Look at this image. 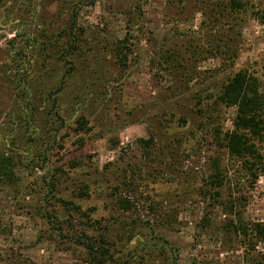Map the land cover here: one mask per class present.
<instances>
[{
  "label": "rangeland",
  "instance_id": "obj_1",
  "mask_svg": "<svg viewBox=\"0 0 264 264\" xmlns=\"http://www.w3.org/2000/svg\"><path fill=\"white\" fill-rule=\"evenodd\" d=\"M240 71L264 123V0H0V264H264Z\"/></svg>",
  "mask_w": 264,
  "mask_h": 264
},
{
  "label": "trees",
  "instance_id": "obj_2",
  "mask_svg": "<svg viewBox=\"0 0 264 264\" xmlns=\"http://www.w3.org/2000/svg\"><path fill=\"white\" fill-rule=\"evenodd\" d=\"M256 88L255 78L243 71L236 73L226 85L225 98L236 105L237 114L233 129L224 135V147L231 159L239 164L241 169L246 170L245 173L248 171L255 175L254 170L259 166L258 173L264 175V153L258 148L259 144L264 145V123L260 118L261 96ZM214 173L211 176V184L216 187L221 183L218 166ZM238 232L244 241L254 237L264 243V223L252 224L250 227L241 226ZM81 244L88 252L94 251V245L90 240H83ZM97 250L101 255L112 259L107 248L100 245Z\"/></svg>",
  "mask_w": 264,
  "mask_h": 264
}]
</instances>
